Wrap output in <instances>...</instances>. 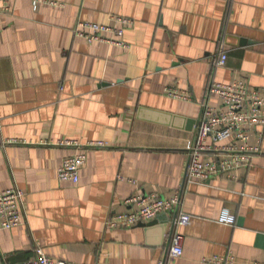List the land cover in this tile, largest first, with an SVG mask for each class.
I'll return each instance as SVG.
<instances>
[{"label": "crops", "instance_id": "crops-1", "mask_svg": "<svg viewBox=\"0 0 264 264\" xmlns=\"http://www.w3.org/2000/svg\"><path fill=\"white\" fill-rule=\"evenodd\" d=\"M35 1L12 0L0 16V189L25 194L22 224L0 231V264L31 260L37 248L73 264H159L180 212L191 220L175 228L184 253L169 264L229 254L264 264V135L260 144L251 135L260 151L250 166L186 177L203 108L221 106L211 85L242 80L264 94V0ZM117 17L134 21L127 48L75 33L80 23L117 26ZM221 50L228 59L217 67ZM77 153L87 154L80 182L61 183ZM178 191L180 208L153 226L109 227L137 209L133 197ZM223 208L235 225L219 222Z\"/></svg>", "mask_w": 264, "mask_h": 264}, {"label": "built area", "instance_id": "built-area-1", "mask_svg": "<svg viewBox=\"0 0 264 264\" xmlns=\"http://www.w3.org/2000/svg\"><path fill=\"white\" fill-rule=\"evenodd\" d=\"M12 0H0V16L11 10ZM36 0L35 3H41ZM117 26L101 25L97 23H80L76 35L89 43H106L113 46L127 48L123 41L125 31L134 25L129 18H114ZM106 35H114L112 39ZM228 59L227 52L221 50L215 63L223 67ZM169 96L183 98L174 89H169ZM210 94H215L221 101L220 107L205 105L201 119L197 125L196 138L187 146L189 162L187 167V182L193 180L206 182L221 173H230L237 168L250 166L252 156L260 151V147L249 145L251 135H256L258 143L263 139L264 130V94L251 88L242 80H235L231 84L215 83L209 88ZM228 143L229 145H223ZM241 143L242 146L239 144ZM61 146H73L72 142H61ZM77 145V144H76ZM103 143H91L88 147H103ZM212 156L213 162H206L203 158ZM87 161L86 153H77L65 159L58 172L61 183L78 184L80 173ZM25 194L19 189H0V231L12 230L23 222L22 209ZM129 203L136 206L132 211L116 214L108 223L111 228H134L140 224H148L162 214L173 213L182 203V193L178 191L171 200L156 195L136 196ZM191 217L182 212L176 216L171 224V247L168 257L159 264H169L183 256L184 238L176 229L190 222ZM236 216L228 208H223L219 222L223 225L236 224ZM176 228V229H175ZM208 264H235V257L229 254L225 257H212L205 260ZM16 264H73L62 260H55L45 254L41 248L35 250V257L31 260Z\"/></svg>", "mask_w": 264, "mask_h": 264}, {"label": "water", "instance_id": "water-1", "mask_svg": "<svg viewBox=\"0 0 264 264\" xmlns=\"http://www.w3.org/2000/svg\"><path fill=\"white\" fill-rule=\"evenodd\" d=\"M155 224V222H151L149 224H140V226H143V227H150V226H153Z\"/></svg>", "mask_w": 264, "mask_h": 264}]
</instances>
